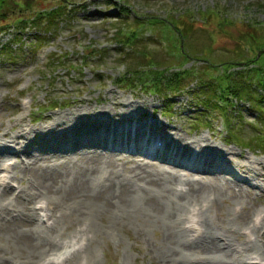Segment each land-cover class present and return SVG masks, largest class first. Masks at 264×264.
Masks as SVG:
<instances>
[{"label": "rangeland", "instance_id": "obj_1", "mask_svg": "<svg viewBox=\"0 0 264 264\" xmlns=\"http://www.w3.org/2000/svg\"><path fill=\"white\" fill-rule=\"evenodd\" d=\"M120 3L128 6L126 11L118 10ZM156 17L159 19L152 20ZM132 30L136 36H129ZM179 45L187 51L188 59L179 54ZM146 56L156 63L146 64ZM209 61L213 64L205 66ZM259 67L264 79V0H0V149L11 144L19 151V156L5 153L0 157L1 162L11 156L6 161L15 163L9 173L0 172H18L15 179L8 178L10 191H18L17 187L21 189L26 183L25 178L19 180L24 172L18 168L28 161L22 155L24 150L34 152L42 147L72 153L70 150L76 147H88L98 153L113 152L116 163L125 161L128 166L133 162H156L173 167L184 178L214 180L218 176L216 183L225 192L220 187L223 192L208 189L200 197H184V207L177 211L181 213L178 226L184 227V238L192 235L189 239L194 241L204 237V218H209L214 221V238L219 241L227 237L226 248L234 256L244 261L247 256L260 255L258 260H262L264 110L258 103L264 105V88L259 83L261 77L254 74V68ZM148 70H161L165 75L159 89L150 86L153 75ZM176 70L185 74L180 73L177 81L166 82L167 74ZM224 74L248 93L241 99L230 98L225 92L221 99L211 96L220 91L216 81ZM256 92L261 93L262 100L257 99ZM225 95L229 96L227 103L223 101ZM101 108L109 111L99 112L102 125L94 132H70L64 127L66 122H55L52 129L43 132L36 128L41 124L51 126L56 113H60V121H65L63 115L80 117L83 112L77 110L92 114ZM141 117L153 126L157 124L158 135L166 134V140H172L165 147V158L169 160L148 154L153 137L147 140V147L133 141L132 146L127 141L121 143L123 132L128 130L120 125ZM136 131L142 135L144 129L131 130L133 134ZM18 132L29 134L30 140L26 143L22 136L16 138ZM141 137L137 140L142 141ZM61 161L59 157L47 160V164L55 166ZM228 168L237 170L242 179H234ZM177 182L184 181H170L168 201L175 199L176 192H184L185 183L175 185ZM72 198L75 203L83 200L71 195L57 203L52 201L53 206L46 204L49 198L45 195V201L40 202L51 217L37 229L57 223L56 232L41 233L50 237L52 251H39L28 262L27 250L7 242L6 234L0 232V264H160L155 252L160 238L158 228L123 221L117 224L103 215L94 217L84 211L74 213L68 210ZM36 199L39 196L30 199L31 207ZM186 225L195 227V231ZM28 226L31 231V222ZM194 252L196 257L202 251H191L188 257L193 258Z\"/></svg>", "mask_w": 264, "mask_h": 264}, {"label": "bare ground", "instance_id": "obj_2", "mask_svg": "<svg viewBox=\"0 0 264 264\" xmlns=\"http://www.w3.org/2000/svg\"><path fill=\"white\" fill-rule=\"evenodd\" d=\"M106 111H109V109L108 108H101V110H99V111L94 110V113L90 114V113H87L85 110L81 109V110H77V112H79V113L83 112V114L80 115V117L79 116H75V117L73 116V117L69 118V116L67 114L65 116L63 115V118H65V121H60L62 119V118L60 119L61 115H60V113H58V114L56 113V115L54 116L53 122H51V126H46V125L41 124V125L37 126L36 128L39 131L43 132V131L48 130L49 128L52 129L51 127L54 126L55 122H62V123L66 122L65 123L66 125L64 127L68 128V130L70 132L71 131H73V132H82L83 131L86 133H90V132L97 131L100 128L102 123L99 122L100 121L99 120L100 119L99 118V112L101 114V113H105ZM102 121H103V119H102ZM156 125L157 124H155L153 126V124H151L148 119L143 118V121H141V125L139 127H137V125L134 127H136L135 128L136 130L143 128L144 132L147 133L148 138L142 139L144 142H147V140L151 141L150 138L154 137L155 135H157L158 137L163 138V139L166 138L167 137L166 134L165 135H162V134L158 135L159 133L157 131L155 132ZM22 132H18L16 134V138L22 136L26 140V143H27V141L30 140V138L28 139L29 134H28V136H26ZM127 132H129V131H126V133ZM130 132H131V130H130ZM30 133H31V131H30ZM140 134H141V132H138V135H140ZM177 138L178 137H176V139ZM135 142H137V141H135ZM153 142H155V141H153ZM71 143H74V142H71ZM108 143L106 145H108ZM137 143H139V142H137ZM169 143H167V144H169ZM19 145H21V144L19 143ZM140 146H143V144H140ZM20 147H19V149H20ZM136 147H138V146H136ZM8 148H9V146L2 145V147L0 149V157L3 154L8 153ZM24 151H25L24 152L25 154H22V155H25L28 158V161H26L25 164L23 163L24 165L18 166L19 171L24 172V174L27 173L25 175L24 174L21 175V177L19 178V180H21L22 178H25V180H26L25 185L24 186L22 185L23 188H21L17 194L12 196L13 194L11 195L12 191H10V188H9V181L6 183L4 182V181H6L7 177L3 180H0V187H1V191H0V232H4L6 234L5 237H7L6 239H8L7 242H12V244H14V246L23 247L27 250L26 258H28V262H30V260H32L37 255V253L39 251H42L44 249H46L45 251L51 250L50 244L52 243V241H50L51 240L50 237H47V236L40 237V236H42L41 233L42 232H44V233L53 232L54 233L58 230L56 221L53 222L54 224L49 226V228H48V226H47V228L46 227H42V228L40 227V230L37 229V226H38V225H36L37 222H34L35 219H34L33 214L35 213V208L31 207L32 205L31 206L29 205V201L31 198L39 196L40 199L39 200L36 199L37 201H35L34 203L41 202V201H43L42 200L43 198L45 199V195H46V198L47 197L49 198V201L48 200L46 201L47 205H53V204H51L52 201L55 200L57 203V201L58 202L63 201V199L67 198L68 196L71 197V195H72L73 197H75V199L79 198V199H83V200H76V203H75L74 198H72L73 199V205L68 206L69 211L74 212V211L78 210L82 213L84 211L86 213L92 214L94 217L103 215V216H105L106 220H108V221L111 220L112 222H117V224H118V221H123L126 224L127 223H133V224L136 223V225H138L140 227H142L144 225H146V226L152 225V227H154L155 229L158 228L160 230V238L158 239V241L155 245V247H156L155 252H156V255L158 256L157 261H159L160 264H248V262H249L246 260L242 261L241 259H238L237 256H234L235 254H233V252L231 250L226 248V246L229 244V240L227 239V237H225V239L221 238L222 240L218 238L220 242L215 239L216 237L214 238L213 232H212L213 231L212 230V224H214V221L212 219L204 218L206 220V223H207V226L205 227V230H204V232H206V233H205L204 237L203 236L201 237L200 240L198 238L194 241L190 240L189 237L192 235H190V236L188 235V239H186L187 237L184 238L183 233L181 231V229L183 230L184 227H182L180 229L178 226V224L180 223L178 214H181V213H179V212L177 213V211L180 209V207L181 208L184 207V203H183L184 197H187V198L189 197V198L194 199V198H197L196 196H199V197L202 196L204 191H206L208 189L215 190V191L218 190L219 192L222 191L221 190L222 185H219V184L217 185V183H216V181L219 180V179H217L218 176H215L214 180L193 179V178H188V177L184 178L182 175L179 174L178 170L172 169L173 167H170V168L162 167V166H159L156 162H144V163L133 162L130 166H128L126 164L127 162H125V161L123 163H116L117 161L115 160L116 158H114L113 152H111V153L99 152L98 153L96 150H91L88 147L85 149H82V148L79 149V147H76L73 150H70V151H72V153H67V152H69L67 150H65V151L64 150L56 151V150H52V149L47 150L46 148H42V147L36 148V150H34V152H32L30 150H24ZM61 153H65V154H61ZM191 155H192V153H191ZM59 157L61 158L62 161L58 164H55V166L54 165L49 166L47 164V160L50 161L52 159H57ZM170 158H171V156H170ZM27 162H28V164H26ZM170 163H171V161H170ZM96 170L100 171L98 173V179H96V177H95L97 174ZM17 174H18V172L14 171V172L10 173L8 175V177L10 179H15L16 177H18ZM175 179L176 180L178 179L179 181L180 180L184 181L181 183H178V182L175 183V185H182V183L183 184L185 183L184 187L182 188L184 192H182V191L176 192V194L174 196L175 199L174 200L170 199V201H168V193L171 191V190L170 191L168 190V187H170V185H169L170 181H172V180L174 181ZM138 180L143 181L144 183L137 182ZM186 184H188L187 188L185 186ZM233 185H234V183H233ZM154 189H155V191L152 192ZM222 189L224 190V188H222ZM224 192H225V190H224ZM219 198H220V196H219ZM97 199L100 202H92L94 200L97 201ZM220 201H219V203H220ZM90 202H92V203H90ZM195 203H196V201H195ZM248 203H249V201H248ZM251 205H252V203H251ZM46 207H48V209H49V206H46ZM40 209L43 210L42 207H40ZM58 212H61V211H58ZM58 214H60V213H58ZM90 214H88V215H90ZM81 215L82 214L80 213V216ZM35 216L37 219V214ZM45 216H46V220L44 222H47L49 220L50 215L48 216V214L46 213ZM242 216L239 217V219L242 218ZM254 216H256V215H254ZM88 218L89 219H87V220H90V217H88ZM32 220H33V222H32ZM87 220L84 222H88ZM183 220H184V217H183ZM197 220H201V219H197ZM205 220H203V221H205ZM51 221H54V220H51ZM252 221H253V219H252ZM30 222H31L32 227H33V228H31V231L28 228L29 227L28 224L30 225ZM185 222H186V220H185ZM82 223H83V220H82ZM184 225H185V223L183 224V226ZM198 225H200V228H201V224H198ZM129 226H132V225H129ZM81 227H83V226L81 225ZM91 227H92V225H91ZM78 228H79V225H78ZM197 229H199V228H197ZM185 230H187V229H185ZM185 230H184V232H185ZM80 231H82V230H80ZM94 231H96V230H94ZM143 231H144V229H143ZM227 231H228V229H227ZM88 232H90V231H88ZM92 232H93V230H92ZM193 232H191V233H193ZM75 233H76V230H75ZM77 233H80V232H78V230H77ZM82 233H84V232H82ZM184 235L186 236V234H184ZM222 235H224V234H222ZM198 237H199V235H198ZM191 239H193V238L191 237ZM64 242L65 241H63V243ZM232 243H234V242H232ZM65 244H66V242H65ZM235 247H237V246H235ZM250 248H251V246H250ZM255 248H257V247H255ZM93 250H94V248H93ZM195 250H201L202 252H199L200 255H198L196 257H195V255H197V254H195L196 252H194L193 258H192V256L188 257L187 254L190 253L191 251H195ZM71 251H69V252H71ZM73 251H75V250H73ZM2 252H3V250H2ZM242 252H243V250H242ZM11 253H14V252H11ZM15 253H16V251H15ZM262 255H264V252ZM203 257L205 258L204 261H203V259H201ZM48 258H49V256H48ZM250 258L253 260L255 259L254 257H250ZM41 259H42V257H41ZM63 259H65V258H63ZM66 259H68V258H66ZM90 259H92V258H90ZM34 264H35V262H34ZM39 264H41V263H39Z\"/></svg>", "mask_w": 264, "mask_h": 264}, {"label": "trees", "instance_id": "obj_3", "mask_svg": "<svg viewBox=\"0 0 264 264\" xmlns=\"http://www.w3.org/2000/svg\"><path fill=\"white\" fill-rule=\"evenodd\" d=\"M126 5V4H125ZM125 5H121L120 6V9H123L122 11H126L127 10V6H125ZM46 13H48V12H46ZM154 19H159L158 17H156V18H153L152 20H154ZM165 20H167L168 21V19L167 18H164ZM136 20H139L138 19V17L136 16ZM140 22V21H139ZM171 22H174V21H171ZM174 24V26L176 27V24H175V22L173 23ZM177 28V27H176ZM180 28H178V31H180L179 30ZM131 35H129V36H136V33H135V31L134 30H132L131 31ZM175 45V44H174ZM177 46V45H176ZM178 51H179V54H181V56L184 58V59H188L189 58V55H188V53H187V51L183 48V46L182 45H179L178 46ZM191 57V56H190ZM145 62H146V64L148 63V65L149 66H153V64H155L156 63V61L155 60H152V58H150L149 56H146L145 57ZM205 63V62H204ZM213 63H211V61H209V62H207V64L205 63V66L206 65H212ZM156 69V68H155ZM166 69V68H165ZM251 69V68H250ZM254 69H256V70H254L255 72H254V74L256 75V77H258V75L261 77V75H262V72L260 71V67L259 68H254ZM151 70H148V72L149 73H151L150 75L152 76L153 75V80H152V85H150V86H153V84H154V86H155V88H157L158 86H160L161 85V79L162 78H164V74H163V72L161 73V70L160 71H158V70H152L151 72H150ZM180 73H183V74H185L182 70L180 71V70H176V71H174V72H170L169 74H167L168 75V78L166 79V82H168V81H172V80H175L176 79V81H177V76L179 77V74ZM158 74H163V77L161 76V75H158ZM230 75H226V74H224L223 76H220V77H217L218 79H217V83H218V89L220 90L219 92H215L214 91V93H210V95L211 96H213L214 98H220L221 99V97H222V94L221 93H228V95L230 96V98H233V97H238V98H240L241 99V95H243V94H246V93H248V91H246V92H244L245 90H243V88H242V86H241V84L240 83H232V81H231V79H230ZM235 79V78H234ZM263 78L261 77V78H259V83H261L262 85H260L261 86V88L263 87L264 88V82H263ZM238 84H239V86H238ZM153 86V87H154ZM233 86V87H232ZM259 86V87H260ZM157 89H159V88H157ZM250 90V89H249ZM255 90V89H254ZM253 89H252V91H254ZM256 91V90H255ZM209 94V93H208ZM254 95H256V97H257V99L258 100H262V96H261V93L260 92H256ZM233 96V97H232ZM228 98H223V101L225 102V103H227L228 102ZM204 103H206V102H204ZM214 104H216L217 106H219V103H214ZM258 106L262 109V110H264V105H262L261 103H258ZM261 139H262V144H263V141H264V137H262L261 136ZM263 146V145H262Z\"/></svg>", "mask_w": 264, "mask_h": 264}]
</instances>
